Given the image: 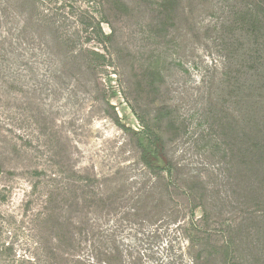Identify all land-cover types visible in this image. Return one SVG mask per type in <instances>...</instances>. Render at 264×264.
Returning <instances> with one entry per match:
<instances>
[{
  "label": "rangeland",
  "instance_id": "obj_1",
  "mask_svg": "<svg viewBox=\"0 0 264 264\" xmlns=\"http://www.w3.org/2000/svg\"><path fill=\"white\" fill-rule=\"evenodd\" d=\"M0 43V264H264V0H0Z\"/></svg>",
  "mask_w": 264,
  "mask_h": 264
},
{
  "label": "trees",
  "instance_id": "obj_2",
  "mask_svg": "<svg viewBox=\"0 0 264 264\" xmlns=\"http://www.w3.org/2000/svg\"><path fill=\"white\" fill-rule=\"evenodd\" d=\"M36 0H34V3ZM34 20L35 19H31ZM40 21V20H39ZM37 23V21H35ZM38 24V23H37ZM28 25L24 26L20 33L27 34ZM27 31V32H26ZM92 31L94 34H97L102 38L103 40H109V36L105 34V32L102 29L101 20H98L94 26H92ZM57 40L61 44H67L71 41V37H69L67 34L61 36H57ZM102 40V41H103ZM3 43H8V40H5ZM0 43V52L4 48V44ZM8 45V44H7ZM86 53H89L90 55L94 56V60L97 62H106L107 57L104 54H101L99 52L93 51V50H85ZM4 60V57L0 55V62ZM139 124L141 126V129L139 131H134V135L137 136V145L140 149V159L144 166L150 170H152L155 173H166L169 176H172L173 172L177 169L175 164L172 160L169 159V157L166 154V147L165 142L163 138L160 136L159 133L156 132L154 129L152 123L146 116H141L140 114L137 115ZM127 132H133L132 130L128 129L127 127H122ZM261 145V142L255 143V147L257 149H261L259 146ZM163 162V164H161ZM2 173V167L0 165V174ZM95 180V179H94ZM86 182H88V179H85ZM86 186H90V182L85 184ZM108 196L103 193H93L91 195H86V199L83 198L82 200L92 203H102L104 205H107L108 203ZM193 210V209H192ZM193 212V211H192ZM195 215V211L193 212V216ZM195 219V217H194ZM193 223V217L191 218ZM193 226L196 230L201 231L200 227L197 225V222L195 221L193 223ZM232 242H226L224 243V247L229 249L231 247ZM230 255V253L228 254ZM235 264V263H233Z\"/></svg>",
  "mask_w": 264,
  "mask_h": 264
}]
</instances>
